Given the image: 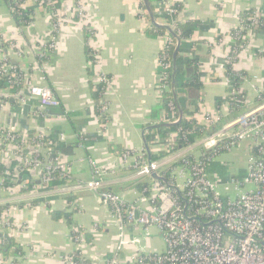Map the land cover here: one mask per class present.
I'll return each instance as SVG.
<instances>
[{
  "label": "crops",
  "instance_id": "obj_1",
  "mask_svg": "<svg viewBox=\"0 0 264 264\" xmlns=\"http://www.w3.org/2000/svg\"><path fill=\"white\" fill-rule=\"evenodd\" d=\"M151 1L160 8L158 0ZM13 2L0 0V55L23 72L27 102L0 93L7 99L0 98L5 103L0 106V129L23 137H42L66 164L72 183L44 186L40 169L21 173L19 158L0 148V166L10 173L13 183L11 187L0 185V216L8 212L11 219L10 228L0 222V256L6 264H63L61 257L74 248L73 230L82 228L87 232L89 255L107 262L118 244L119 226L99 197L79 187L93 177L91 162L107 168L105 189L133 201L136 186H149L156 180L136 178L131 163L119 162L123 152L143 150L149 160L148 148L151 161L161 165L159 172L165 181L178 177L181 156L189 154L185 148L174 147V133L164 137L156 131L164 115L158 61L168 41L167 34L156 35V28L166 27V21L159 19L161 26L154 25L149 10L141 9V0H62L55 6L63 18L57 49L42 59L39 54L48 52V39L54 32L52 10L47 4L27 0L21 8L29 21L19 25L10 8ZM79 2L84 6L82 19L75 13ZM172 2L179 5V23H200L182 53L183 58L197 63L201 86L184 92L190 113L185 119L201 126L214 122L219 129L259 105L256 89L264 85V56L260 54L264 29L245 35L233 64V70L247 78L237 90L241 92L237 107L230 103L226 64L235 47L231 35L242 16L251 12L264 16V0ZM142 10L147 12L146 18ZM103 75L111 79L110 86L100 84ZM184 75L188 80L189 71ZM34 84L49 87L60 107L43 109L28 101V87ZM101 101L109 109L103 117ZM32 149L27 145L25 152ZM247 149L250 158L249 142ZM215 158L208 165L209 176L221 182L231 180ZM247 170L248 166L233 178H244ZM55 211L69 216L53 220ZM140 238V247L163 250L152 245L160 238L156 229H151L150 236L142 232ZM133 250L126 249L122 258H130Z\"/></svg>",
  "mask_w": 264,
  "mask_h": 264
},
{
  "label": "built area",
  "instance_id": "obj_2",
  "mask_svg": "<svg viewBox=\"0 0 264 264\" xmlns=\"http://www.w3.org/2000/svg\"><path fill=\"white\" fill-rule=\"evenodd\" d=\"M34 1L47 4L55 18L54 32L48 39V52L39 54L40 58L48 59L49 53L57 49V33L63 18L55 6L62 0ZM172 1L158 0L160 8L156 9V13L159 17L178 15ZM77 4L75 13L82 19L85 16L84 6L81 2ZM142 14L146 18L147 12L142 10ZM249 21L247 25L240 24L232 33L237 51L231 49L227 63L236 61L248 32L264 29V16L256 13ZM155 22L156 26H161L160 21ZM165 26L173 32L177 24L173 21ZM167 35V44L158 61V92L161 99L165 93L172 91L173 64L167 52V46L172 41ZM260 54L264 56V49L260 50ZM0 78L17 83L20 90L13 97L20 103L27 102L24 101L26 84L23 72L1 55ZM242 80L247 81V78L244 76ZM111 82L106 75L100 77V84L110 86ZM256 93L259 100L257 107L184 147L189 154L181 156V169L178 177L172 181L164 180L159 172L161 165L150 163L143 150L123 152L119 162L131 163L136 178L156 180L149 186L148 183L141 184L144 186L142 191L135 189L133 201L105 189L107 168L91 162L93 177L79 187L94 193L110 208L119 226L118 244L112 257L101 263L97 256L87 252L86 230L76 228L72 232L73 251L61 257L63 264H264V85L257 88ZM28 94V101L37 102L40 108L60 107L58 98L47 86L30 85ZM240 94V91H234L229 95L234 107L239 106ZM100 103V117H103L109 109L105 101ZM4 104L0 99V106ZM168 108L169 113H164L161 123L177 125L180 118L175 102L171 101ZM212 125L215 123L211 122L206 127ZM174 136L176 147L177 134ZM243 142L251 143L252 151L246 176L227 182L213 180L208 174L209 163L218 154L230 152ZM27 145L33 148L30 153L25 152ZM0 146L19 158L21 173L28 168L40 169V180L44 186H49L55 180L72 183L66 164L42 137H23L16 132L0 129ZM195 152H199V155L195 156ZM10 176L9 172L3 171L0 185H3L4 178ZM247 185L252 189L244 191ZM10 220L8 212L0 216V222L5 227H11ZM151 229H156L162 238V251H148L146 247H140L141 233L150 236ZM128 248L134 249L133 255L123 259L122 253ZM0 264H6L1 256Z\"/></svg>",
  "mask_w": 264,
  "mask_h": 264
},
{
  "label": "trees",
  "instance_id": "obj_3",
  "mask_svg": "<svg viewBox=\"0 0 264 264\" xmlns=\"http://www.w3.org/2000/svg\"><path fill=\"white\" fill-rule=\"evenodd\" d=\"M27 0H16L12 4H10V8L12 10V15L16 22L19 25H23L24 22L28 23V13L22 9L20 6ZM148 6L144 3V0H141V9H149L154 18L156 20L163 19L166 21L167 24H171L173 21L176 22L177 26L176 29L173 32H170L168 27H157V33L156 35H164L169 34L171 38V43L167 46V52L169 54V58L172 61L173 67L171 71V87L172 91L169 93H165L161 102H162V110L164 113H169L168 104L171 101H174L177 107V115L180 118V122L177 125H171L168 127H165L163 124L159 125L156 128L157 133L159 135H162L164 137L168 136L169 134H177V149H182L185 146H188L190 144H194L202 137L209 135L213 132H215L218 129V125H212L211 127L201 126L195 121H190L185 119V116L190 114L186 107V100L184 99V92L190 89H199L200 83L198 79V65L195 61L185 59L182 56V53L184 51V48L187 44V41L192 38L193 34L196 32L199 22H191L188 24H182L178 22L177 15L176 16H167L164 15L162 17H159V15L156 13V8L152 4L151 0H147ZM174 7L179 10V5L175 4ZM255 12L248 13L246 15H243L241 18V24L247 25L250 23L249 19L252 15H255ZM241 42V41H240ZM177 44L176 47L174 45ZM180 44V50L179 53L174 61V55L176 52V49L178 45ZM233 52L237 51V47L232 48ZM175 64V65H174ZM234 64V62H233ZM233 64L227 63L226 64V77L228 78V92L232 93L234 91L239 90L242 77L238 73H236L233 70ZM175 69V70H174ZM175 71V92L173 91V75ZM185 71H189V79L187 80L185 78ZM20 90V87H18V84H12L9 83V80L7 78H0V93L5 92L6 94L10 95L12 98L13 95H15ZM176 95V96H175ZM1 96L0 98H2ZM2 99H5L2 98ZM7 100V99H5ZM232 107H234V104L230 102ZM184 115V117H182ZM185 132H188V134H185ZM30 137V136H28ZM0 148H4L3 146H0ZM147 156V155H146ZM4 171L2 166H0V174ZM62 184H66L65 180H55L53 181L49 187H55L60 186ZM4 185L6 187L13 186L12 181L9 178H5ZM136 188L140 191L144 189V186L139 185L136 186ZM53 220H59L64 217H68V214H64L61 212H52L51 213Z\"/></svg>",
  "mask_w": 264,
  "mask_h": 264
},
{
  "label": "rangeland",
  "instance_id": "obj_4",
  "mask_svg": "<svg viewBox=\"0 0 264 264\" xmlns=\"http://www.w3.org/2000/svg\"><path fill=\"white\" fill-rule=\"evenodd\" d=\"M247 143L248 142H243L241 147L234 149L232 152H225L222 153L220 156L216 157V162H219L221 166L224 167L225 170L229 173L228 176L229 178L234 177H239V174L244 172L248 166V161H249V150L247 149ZM31 169V168H28ZM26 170V169H25ZM24 170V171H25ZM252 186L247 185L244 188V191L251 190ZM162 244V246H161ZM153 246H156L155 248H160L164 249V244L163 240L161 237L158 239L153 240L152 243Z\"/></svg>",
  "mask_w": 264,
  "mask_h": 264
},
{
  "label": "water",
  "instance_id": "obj_5",
  "mask_svg": "<svg viewBox=\"0 0 264 264\" xmlns=\"http://www.w3.org/2000/svg\"><path fill=\"white\" fill-rule=\"evenodd\" d=\"M13 1H15V0H10V2H13ZM144 3L146 4V6H148V3H147V0H144ZM149 10V9H148ZM149 13H150V17H151V19H152V23L154 24V25H156V22H155V20H154V16H153V14H152V12L149 10ZM171 32V31H170ZM1 47H2V45H0V49H1ZM179 50H180V44L178 45V47H177V49H176V52H175V55H174V61H175V59H176V57H177V55H178V53H179ZM175 65V64H174ZM175 70V69H174ZM173 91H174V93H176L175 92V71H174V75H173ZM176 96V95H175ZM167 126H171V125H167ZM147 151H148V155H149V162L151 163V154H150V151H149V149L147 148ZM155 177V176H154ZM7 239V241L10 243V239L9 238H6ZM10 245V244H9ZM9 245H7L8 247H9Z\"/></svg>",
  "mask_w": 264,
  "mask_h": 264
}]
</instances>
